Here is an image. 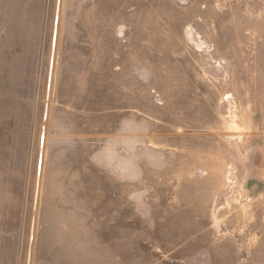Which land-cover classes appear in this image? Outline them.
Wrapping results in <instances>:
<instances>
[{"label": "rangeland", "instance_id": "rangeland-1", "mask_svg": "<svg viewBox=\"0 0 264 264\" xmlns=\"http://www.w3.org/2000/svg\"><path fill=\"white\" fill-rule=\"evenodd\" d=\"M0 264H264V0H0Z\"/></svg>", "mask_w": 264, "mask_h": 264}]
</instances>
